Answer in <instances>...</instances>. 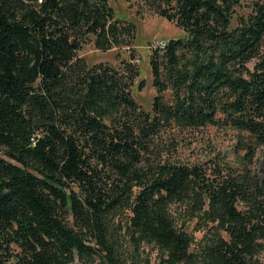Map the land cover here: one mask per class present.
<instances>
[{"label": "trees", "instance_id": "1", "mask_svg": "<svg viewBox=\"0 0 264 264\" xmlns=\"http://www.w3.org/2000/svg\"><path fill=\"white\" fill-rule=\"evenodd\" d=\"M110 1L0 0V264H124L122 217L159 264H264V179L247 167L264 148V3L139 0L183 32L150 50L144 111L137 67L125 80L78 56L122 45ZM207 127L248 135L245 165L191 160Z\"/></svg>", "mask_w": 264, "mask_h": 264}, {"label": "rangeland", "instance_id": "2", "mask_svg": "<svg viewBox=\"0 0 264 264\" xmlns=\"http://www.w3.org/2000/svg\"><path fill=\"white\" fill-rule=\"evenodd\" d=\"M255 2L264 3V0H241V7L236 10L237 16L247 15L250 6ZM109 6L114 11L115 19L121 21L117 27L121 33H124L121 38L122 45L102 52L96 50L92 42H88L83 46L78 56L84 59L88 66L103 64L115 69L122 79H125L124 77L129 74V65L137 67L139 73L134 85L128 87L137 105L142 110L149 111L155 96L148 62L149 47L158 41L167 42L170 39L181 38L183 32L175 24L160 18L139 0H111ZM124 29H130V31ZM141 82L143 89L138 90L137 87ZM240 137L237 138L233 132H225L216 127H207L195 133L192 140L188 142L191 153L188 154L186 151L185 153L191 156V160L199 161H204L217 153L226 154L231 163L241 167L242 161L245 165L243 157L246 150L243 146L250 145L252 148L254 141L245 134H241ZM255 149V156L247 167L264 179L262 171L264 169V148L256 147ZM0 156L6 159L1 150ZM112 226L114 228L113 235L121 243L120 252L124 264H159L160 254L156 248L142 245L139 250H133L127 237L125 217L116 218ZM191 228L192 226L189 227V231ZM193 236L198 240L201 234L195 232ZM93 264L103 263L97 258Z\"/></svg>", "mask_w": 264, "mask_h": 264}, {"label": "built area", "instance_id": "3", "mask_svg": "<svg viewBox=\"0 0 264 264\" xmlns=\"http://www.w3.org/2000/svg\"><path fill=\"white\" fill-rule=\"evenodd\" d=\"M166 46V42L165 41H158L156 43H153L152 46L149 47V49H163Z\"/></svg>", "mask_w": 264, "mask_h": 264}]
</instances>
